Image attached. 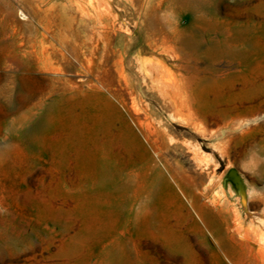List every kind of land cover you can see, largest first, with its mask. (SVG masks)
<instances>
[{
    "label": "rangeland",
    "instance_id": "374dc122",
    "mask_svg": "<svg viewBox=\"0 0 264 264\" xmlns=\"http://www.w3.org/2000/svg\"><path fill=\"white\" fill-rule=\"evenodd\" d=\"M12 61L0 264H264V0H0Z\"/></svg>",
    "mask_w": 264,
    "mask_h": 264
},
{
    "label": "bare ground",
    "instance_id": "6f19581e",
    "mask_svg": "<svg viewBox=\"0 0 264 264\" xmlns=\"http://www.w3.org/2000/svg\"><path fill=\"white\" fill-rule=\"evenodd\" d=\"M194 1H196V2H198L199 0H194ZM190 45H193V44H190ZM195 46V45H194ZM234 48V47H233ZM235 48H237V47H235ZM231 49V48H230ZM227 50V49H226ZM232 50V49H231ZM235 50V49H234ZM224 51V50H223ZM233 51V50H232ZM232 51H231V53H232ZM237 51V50H236ZM227 53V52H226ZM230 54V53H229ZM228 55V54H227ZM8 64V63H7ZM228 66H230V65H228ZM8 67L10 68V70L11 71H13L15 74H13L11 71H5V72H2V73H0V93L2 94V93H7L6 94V96H5V99H6V101L7 102H9L10 104H11V108L13 109L11 112H13L15 109V107H16V109H20L21 108V101H19V100H17L16 98H14L13 97V94L14 93H21L22 91H25L26 90V88H27V84H25V82L22 80V78H21V76H20V72H17V71H20V70H22L23 69V66H22V64L21 63H18L17 61H12V63H9L8 64ZM150 67H151V74H150V76H151V78L152 79H154V80H157V78L155 79V75L153 74V69H160L161 67H164V65H161V64H159V63H156V64H152V63H150ZM198 68V67H197ZM208 68V67H207ZM199 69V68H198ZM209 69H213V66L212 65H210L209 66ZM208 69V70H209ZM226 71H227V69H226ZM159 84V83H158ZM161 84H162V82H161ZM164 86L165 85H163V86H161L160 87V92L162 91V92H165V88H164ZM168 86H169V84H168ZM167 87V86H166ZM169 88V87H168ZM170 89V88H169ZM167 91V90H166ZM169 92V91H168ZM174 93V92H173ZM165 94V93H164ZM170 94V93H169ZM166 95H167V93H166ZM174 95V94H173ZM175 97V96H174ZM174 99V98H173ZM14 100V101H13ZM253 100V99H252ZM171 102H172V100H171ZM176 102V101H175ZM12 103H14V104H12ZM177 105V104H176ZM122 119V118H121ZM239 120V119H238ZM125 121V120H124ZM124 121H123V123H124ZM230 122H232V121H230ZM146 123H149V122H146ZM149 124H151V123H149ZM245 123H243V122H240V123H235L233 126H235L234 127V129H242V126L244 125ZM145 125V124H144ZM197 125V124H196ZM40 126V124H35V125H33L32 127H33V129L35 130V129H38V127ZM148 126V125H147ZM228 126V125H227ZM146 128V127H145ZM198 128V127H197ZM144 130V129H143ZM153 130V129H152ZM230 131V130H229ZM143 132V131H142ZM153 132V131H152ZM151 132V133H152ZM231 132V131H230ZM144 133V132H143ZM150 133V134H151ZM243 133V132H242ZM149 134V133H148ZM149 134V135H150ZM153 134V133H152ZM153 135H155V134H153ZM227 139H228V137H227ZM135 142H136V140H134ZM157 140H155V142H156ZM139 142V141H138ZM141 145H143L142 143H141ZM151 146V145H150ZM227 146V145H226ZM145 147V146H144ZM153 147H155V146H153ZM155 150V149H154ZM156 151H157V149H156ZM165 152V151H164ZM196 152H197V150H196ZM200 153V152H199ZM162 154V153H161ZM201 154V153H200ZM159 155H160V153H159ZM199 155V154H198ZM202 156V155H201ZM199 157L200 159H201V161L203 160V157ZM204 156V155H203ZM164 157V156H163ZM205 157V156H204ZM207 157V156H206ZM198 159V158H197ZM208 159H206V161H207ZM208 162V161H207ZM264 164V163H263ZM150 165V164H149ZM165 169V168H164ZM150 174V173H149ZM202 219V218H201ZM204 221V220H203ZM204 226V225H203ZM201 230H202V228H200ZM262 239V241H263V244H264V238H261ZM5 243H12L11 241H7L6 239L4 240V238L2 237V239H0V250H3V248L5 247ZM218 245H219V243H218ZM4 251V250H3ZM2 251V252H3Z\"/></svg>",
    "mask_w": 264,
    "mask_h": 264
},
{
    "label": "water",
    "instance_id": "95a60500",
    "mask_svg": "<svg viewBox=\"0 0 264 264\" xmlns=\"http://www.w3.org/2000/svg\"><path fill=\"white\" fill-rule=\"evenodd\" d=\"M228 178L233 182L236 189L241 193V195H244L245 191H244L243 181L238 171L236 169H231L228 174Z\"/></svg>",
    "mask_w": 264,
    "mask_h": 264
}]
</instances>
